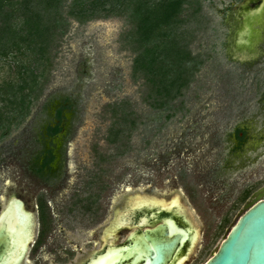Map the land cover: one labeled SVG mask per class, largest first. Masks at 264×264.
Segmentation results:
<instances>
[{
	"label": "rangeland",
	"instance_id": "1",
	"mask_svg": "<svg viewBox=\"0 0 264 264\" xmlns=\"http://www.w3.org/2000/svg\"><path fill=\"white\" fill-rule=\"evenodd\" d=\"M241 1L184 4L178 31L193 63L188 84L169 95L157 92L156 76L134 70L144 43L129 11L85 23L69 18L68 29L52 36L44 72L31 50L0 56V84H19L21 66L44 84L23 119L16 106L0 103V212L7 194L18 193L33 211L34 235L46 232L42 248L31 256L29 246L22 264H83L102 248L117 211L137 195L166 203L178 196L200 232L183 264L212 256L264 189V24L251 50L237 49L233 28ZM62 100L71 107L63 184L37 177L28 156L43 146L41 132ZM41 196L43 211L36 205ZM118 231L116 245L131 230ZM180 237L172 249L185 234Z\"/></svg>",
	"mask_w": 264,
	"mask_h": 264
},
{
	"label": "trees",
	"instance_id": "2",
	"mask_svg": "<svg viewBox=\"0 0 264 264\" xmlns=\"http://www.w3.org/2000/svg\"><path fill=\"white\" fill-rule=\"evenodd\" d=\"M65 1L0 0V56L12 50H31L43 60L44 72L49 66L47 53L52 36L57 28H62L63 33V27L68 29L69 18L85 23L129 11L136 22L134 32L144 43L134 70L144 68L148 75L156 76L154 81L159 82L155 86L160 94L169 95L175 85L177 92L181 91L188 84V66L193 57L178 31L188 0H71L69 4ZM25 67L21 66L19 84L13 81L0 84V103L7 101L16 106L22 119L31 103L41 97L44 86L39 75ZM9 84L14 87L12 90H8ZM25 109L27 113H23Z\"/></svg>",
	"mask_w": 264,
	"mask_h": 264
},
{
	"label": "bare ground",
	"instance_id": "3",
	"mask_svg": "<svg viewBox=\"0 0 264 264\" xmlns=\"http://www.w3.org/2000/svg\"><path fill=\"white\" fill-rule=\"evenodd\" d=\"M263 21L264 0H246L242 4L234 28L233 42L237 49H252L263 29ZM263 194L264 189L257 192L252 201L260 199ZM155 210H160L161 212L169 211L171 215L170 232L181 230L185 234L183 245L187 239L189 240L188 247L186 248L187 252L176 255L170 263L183 264L198 243L200 236L198 227L194 226L190 218H187L186 214L182 212L178 196L174 197L169 203H166L164 198H149L142 195L133 197L124 210L117 211L115 220L105 230L103 235L106 238L103 245L104 247L110 246V249L106 255L100 257L94 264H114L115 261L108 262L107 260L123 251L118 249V244H114V238L116 237V233L118 234V230L126 226V224H131L134 219H138V216L147 218L149 216L147 212H155ZM144 222H148V220L144 219ZM0 223L6 226L12 239L10 252L0 264H22V256L27 252L34 234L33 212L28 211L23 202L19 200L12 207L3 210ZM130 230L133 232L132 234L136 232V228L134 227ZM141 253L143 254V251ZM139 264H146V261L142 260Z\"/></svg>",
	"mask_w": 264,
	"mask_h": 264
},
{
	"label": "water",
	"instance_id": "4",
	"mask_svg": "<svg viewBox=\"0 0 264 264\" xmlns=\"http://www.w3.org/2000/svg\"><path fill=\"white\" fill-rule=\"evenodd\" d=\"M170 221L171 218L154 228L147 227L142 232L150 245L135 232L132 234L137 238L134 244L122 247L123 251L120 254L117 253L108 260L115 261L114 264H139L142 260H145L146 264H160L164 253L169 250L171 256L166 264H170L175 254L183 247L184 240L179 239L176 247L172 249L176 238L180 236L182 238L184 233L181 230L171 233ZM138 250L143 251L142 256H137ZM8 251L7 235L2 232L0 233V263ZM204 264H264V196L247 204L246 209L239 215L225 238Z\"/></svg>",
	"mask_w": 264,
	"mask_h": 264
},
{
	"label": "flooded vegetation",
	"instance_id": "5",
	"mask_svg": "<svg viewBox=\"0 0 264 264\" xmlns=\"http://www.w3.org/2000/svg\"><path fill=\"white\" fill-rule=\"evenodd\" d=\"M245 1L246 0H242L241 3L239 4L238 10L236 12V16L234 17V28H235L236 20L238 19L239 11L242 7V4ZM234 28H233V34H234ZM69 102L70 101L68 100L63 101L59 103L60 105L58 104V106H56V109L53 115V121L47 126L46 130L41 132L42 137L39 139V141L41 140L42 142H44L43 146L34 150L35 151L34 153L32 150V153L28 155L31 157L30 162L32 163L35 169V170L33 169V173H35L36 171V173L38 174L37 177H39L41 180L48 181L47 178H50V177H54L56 181L58 180V182L60 183H62V181L64 180L66 164H67V161L69 160L68 158L66 159V156L64 153L65 147H66V139L69 137L70 127H71L70 117L68 116V113L65 112L66 110L71 109V107H68L67 105ZM240 131L241 133L246 132L244 130H240ZM12 154L13 152L10 153V157ZM16 162H17V159H15V163ZM7 195H8L7 196L8 198H7V201L3 209L0 212V217L3 214V210L5 208L12 207L19 200L23 202V204L25 205V208L28 211L33 212L27 207L26 200H24L23 197H21L18 193L10 192ZM1 196H2V193L0 192V206L2 203L1 198L3 197ZM43 198L44 196H41L39 198V202L36 204L37 207L40 208L42 211L45 209V206H46V203L42 200ZM155 212H147V215H149L147 218L138 216V219H134L131 224H128V225L126 224V226H124L120 230H129L132 227H134L136 228V232H137L136 235L141 236V238L147 244L150 245V242L147 241V239L143 236L142 232L147 227L154 228L158 224L165 223L167 219L171 218L169 211L160 212L159 210H155ZM144 219L148 220V222H144ZM2 232H5V234L7 235V240L9 242V251L6 255H4V257L6 258L12 247L11 246L12 239H11L10 233L6 229V226L3 223H0V233ZM132 233L133 232L130 231V233L127 235L125 242H123L122 244H118L119 245L118 249L121 250L122 247L129 246V244H134L137 238L133 237ZM45 234L46 232L44 228H40L36 235L33 234V238L29 243V246H31V249H30L31 256H35L40 250V248H42V246L45 244L46 242ZM188 243H189V240L187 239L186 243L183 245L180 251H178V253L175 254V256L178 254H185L187 252L186 248L188 247ZM109 249H110V246L104 247L103 245L101 249L93 252L91 256H89L83 264H94L96 260L106 255ZM25 255L26 253L22 256L23 258L22 260H24ZM107 261L110 262L109 260Z\"/></svg>",
	"mask_w": 264,
	"mask_h": 264
}]
</instances>
